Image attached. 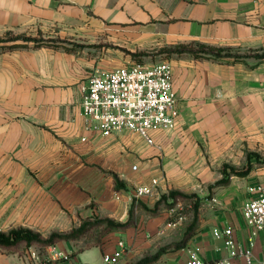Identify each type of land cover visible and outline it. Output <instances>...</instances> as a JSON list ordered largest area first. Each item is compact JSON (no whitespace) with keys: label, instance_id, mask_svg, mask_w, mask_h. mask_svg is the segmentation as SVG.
Wrapping results in <instances>:
<instances>
[{"label":"crops","instance_id":"0c3cea01","mask_svg":"<svg viewBox=\"0 0 264 264\" xmlns=\"http://www.w3.org/2000/svg\"><path fill=\"white\" fill-rule=\"evenodd\" d=\"M4 34L44 42L0 49V230L28 227L46 237L96 215L131 219L99 245L58 241L56 252L68 258L51 253L43 264H104L118 238L126 243L120 264H133L180 241L187 227L177 229L165 202L156 213L145 206L155 209L163 194L204 183L195 233L152 264H187L189 249L231 264L264 257V228L248 225L242 213L264 182V164L213 186L228 162L264 155V0H0ZM201 46L232 55L191 52ZM164 59L172 64L179 115L173 126L152 131L155 145L130 130L105 136L85 128L80 86L95 70ZM153 178L155 191L136 198L134 188ZM228 226L234 247L222 234ZM33 250L45 257L48 246L0 247V264H33Z\"/></svg>","mask_w":264,"mask_h":264},{"label":"built area","instance_id":"2783aa9c","mask_svg":"<svg viewBox=\"0 0 264 264\" xmlns=\"http://www.w3.org/2000/svg\"><path fill=\"white\" fill-rule=\"evenodd\" d=\"M82 116L85 128L108 136L114 132L130 130L139 133L152 145L155 140L152 131L173 126L179 115L177 93L174 89L172 64L169 60L154 62L136 61L112 70H95L80 86ZM85 139V138H83ZM160 147V146H159ZM158 179L151 184L136 186L134 195L142 198L155 191ZM255 195L244 202L242 213L246 223L258 229L264 228V182L253 188ZM214 202L217 201L213 197ZM228 246L234 247L231 226L222 232ZM116 249L103 253L104 264H120L126 243L122 238L116 241ZM56 253L57 259L66 260L68 254L56 252L54 244L48 246L47 255L37 250L31 252L33 264H43L48 254ZM251 262L252 251L245 253ZM187 264H231L222 258L207 261L196 250L189 249ZM253 264H264V257Z\"/></svg>","mask_w":264,"mask_h":264},{"label":"trees","instance_id":"16d2710c","mask_svg":"<svg viewBox=\"0 0 264 264\" xmlns=\"http://www.w3.org/2000/svg\"><path fill=\"white\" fill-rule=\"evenodd\" d=\"M11 39L23 40V41L32 40L37 42L38 45L44 42V39L32 38L23 35H13ZM18 46H24V44L13 42L8 46H6V48L11 49ZM205 50H212L211 53L212 55H214L213 51H215V48L208 46H201L198 50L191 49V52L194 53L195 55H200L202 53H206ZM221 50L223 49H219L218 51ZM164 51L171 52L172 50H160L159 52H164ZM211 53H206V54H211ZM229 55L232 54H224L223 56H229ZM261 57H264V54ZM227 167H229V165L225 164L223 168V177L219 179L213 186L227 183L229 176L233 173L238 175H246L251 169L250 167L245 168L243 170L232 168V172H230L227 170ZM179 196H182L184 198L190 197V195L186 193L177 190H171L169 194H163L161 196L160 200H158V202L156 203L155 209H149L147 206H145V208L153 213H156L159 211V204L162 202H165L168 208L174 207L175 204L177 203L176 201ZM192 200H193L194 215H195L194 220L187 225L182 239L180 241L160 247L158 251L155 253L146 254L140 257L133 264H152L154 261H156L159 258V256L163 252L170 250L172 248H178L185 245L186 240L195 233L197 212L201 201L199 197L198 198L192 197ZM131 223H132L131 219L122 222L112 219L110 217H101L96 215L93 217H87L83 219L79 225L73 227L68 232L53 231L46 237L41 232L33 230L31 228L16 227L8 231L0 230V247L5 249L6 251L13 252V251H22L23 249L31 245H37L40 248V252H43L47 246L55 244L60 240H71V239H81V238L88 239V243L86 244L87 246L99 245L102 242V238L108 232L113 230L125 229L126 227L130 226Z\"/></svg>","mask_w":264,"mask_h":264},{"label":"rangeland","instance_id":"374dc122","mask_svg":"<svg viewBox=\"0 0 264 264\" xmlns=\"http://www.w3.org/2000/svg\"><path fill=\"white\" fill-rule=\"evenodd\" d=\"M13 35L10 34H4L3 36H0V49H4L6 46H8L9 44L13 43V42H21L22 40H12ZM5 42V43H4ZM8 42V43H6ZM5 45H4V44ZM206 53H211L212 50H205ZM212 54V53H211ZM213 54L217 57L222 58L224 54H229L228 52L225 51H213ZM238 54V53H235ZM155 55V54H154ZM152 59L157 60V59H161L160 56H153ZM255 154H249V157L246 161H241L239 163H233V162H228L227 164L229 165V167H227V170L232 172V168L234 169H238V170H243L247 167H256L259 165L264 164V155L263 154H259L256 153ZM223 164V163H222ZM221 164V166L223 167V165ZM221 168V167H220ZM219 168V169H220ZM209 184H207V186L209 187L211 184V180L208 181ZM201 189H196L194 191H190L187 194L190 195L189 198H183L182 196H179L177 199V202H180V204L176 203L174 208H172L170 210V216L171 218H173V220H171L173 223H176V227L177 229H180V231H182L183 228H185L190 222H192L194 220V206H190V205H186L188 204L191 200L192 197L194 198H201L200 194L201 190H203L204 188V183H201ZM136 188V187H135ZM134 188V189H135ZM174 189V188H173ZM164 206V204H162ZM184 211V212H183ZM135 217L137 218V216L139 215L138 213L134 212ZM179 235V233H178ZM88 243V239H84L82 245H86Z\"/></svg>","mask_w":264,"mask_h":264}]
</instances>
